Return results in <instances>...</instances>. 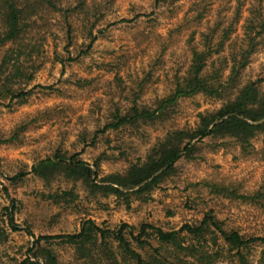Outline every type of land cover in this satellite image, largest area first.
I'll return each mask as SVG.
<instances>
[{
	"label": "rangeland",
	"instance_id": "obj_1",
	"mask_svg": "<svg viewBox=\"0 0 264 264\" xmlns=\"http://www.w3.org/2000/svg\"><path fill=\"white\" fill-rule=\"evenodd\" d=\"M196 1L200 0H175L157 8L154 0H89L94 2L90 10L100 3L105 8V17L94 31L98 39L88 56L67 63L66 67L55 61L56 54H63L66 62L69 54L75 58L81 49L85 50L89 41L82 30V18L75 16L72 18L74 44L66 52L64 18L55 20L45 45L46 63L29 87L52 89L36 88L26 104L14 102L9 107L0 106V138L19 130L22 122L38 110L55 109L39 128L20 133L12 144L0 145V264H21L29 256L35 241L28 230L36 237L75 234L86 220L110 229L122 224L139 228L148 223L168 231L178 230L187 223L198 224L213 211L227 230H238L247 236L264 235L263 207L227 199L199 185L210 180L237 185L243 194L259 191L264 186V160L259 153L264 149V135L255 138V151L247 158L238 145L214 150L209 145L212 140L207 139L199 144L194 159L183 158L177 163L175 172L153 192L148 203L132 201L129 208L115 196H91L82 183L60 180L47 188L32 173L33 165L54 155L59 147L71 154L78 153L91 166L102 156L100 178L123 173L130 162L144 159L169 131L192 127L200 112L220 106L219 102L199 96L183 101L168 117L138 130L123 129L101 135L95 146L84 148L80 140V133L85 130L91 137L120 101L128 104L135 81L147 73L152 71L153 77L144 89L141 99L144 104L151 105L167 92L173 70L188 58L186 40L200 25L191 19ZM260 1L264 4V0H218L217 6L209 8L203 24L207 21L213 24L222 8L223 14L230 17L241 7L243 15L237 34L242 36L249 8ZM185 15L190 20L188 25L172 34L174 43L164 53L171 30L187 20ZM94 21L93 13L90 22ZM261 43L242 73L243 84L264 74V39ZM84 80L91 82L81 87L79 82ZM261 86L264 91V83ZM20 173L27 174L24 182L13 184L9 178ZM65 191H73L77 196L74 204L65 205L56 197ZM7 208L14 211L19 230L11 227ZM54 248L62 262L76 264L72 247L55 245ZM262 248L252 249V259L258 260Z\"/></svg>",
	"mask_w": 264,
	"mask_h": 264
},
{
	"label": "trees",
	"instance_id": "obj_2",
	"mask_svg": "<svg viewBox=\"0 0 264 264\" xmlns=\"http://www.w3.org/2000/svg\"><path fill=\"white\" fill-rule=\"evenodd\" d=\"M174 1L154 0V4L160 8ZM217 1L194 2L191 19L200 25L186 40L188 58L173 70L167 92L151 105L144 104L141 101L143 92L153 77L152 71L147 73L135 81V88L130 90L132 96L127 98L129 103L120 101L115 105L117 109L103 118L104 124L91 137L85 130L80 133V140L84 148L95 146L101 135L123 129L138 130L168 117L183 101L199 96L219 102L220 106L200 112L192 127L169 131L144 159L130 162L123 173L104 178H100L102 156L91 166L78 153L71 154L59 147L54 155L32 167V173L45 187L52 188L60 180L82 183L91 196H115L129 208L132 201L148 203L153 192L175 172L177 163L183 158L194 159L199 144H204L207 139L212 140L209 145L214 150L238 145L244 157L253 154V141L264 135V91L261 86L264 74L245 84L241 77L264 39V4L260 1L249 8L242 36H239L238 25L243 15L241 7L236 8L230 17L223 14L225 9L222 8L213 24L208 21L203 24L210 13L209 8L217 6ZM91 4L94 2L89 0H0V106L9 107L14 102L26 104L36 88L52 89L29 87L46 63L47 36L56 19L64 18L66 52L74 44L72 18L75 16L79 20L82 18V30L87 33L89 43L77 57L69 54L65 62L63 54L57 53L55 61L66 67L67 63L89 55L98 39L94 32L97 23L105 17L102 3L93 9L96 12L89 9ZM93 13L95 21L91 23ZM138 18L140 15L136 16ZM185 19L171 30L170 42L163 47L164 53L174 43L172 34L188 25L190 20L186 15ZM90 82L84 80L79 83L84 87L83 84ZM54 112L55 109L49 108L28 116L19 130L4 138L1 136L0 145L12 144L20 133L39 128ZM259 153L264 160V149ZM26 175L20 173L9 180L13 184H22ZM199 185L209 187L227 199L264 208V186L255 193L243 194L234 184L203 180ZM56 197L69 206L77 199L73 191L56 194ZM7 211L11 227L19 230L14 211L11 208ZM27 233L35 242L21 264H68L61 261L55 245L72 247L76 264H264V235L247 236L238 230H227L213 211L208 212L200 223H187L178 230L166 231L148 223L139 228L122 224L110 229L86 220L75 234L36 237L30 230ZM259 246L263 247L261 256L254 260L252 249Z\"/></svg>",
	"mask_w": 264,
	"mask_h": 264
}]
</instances>
